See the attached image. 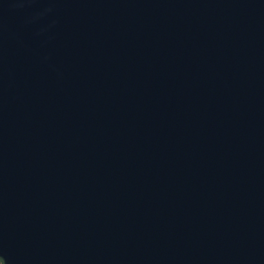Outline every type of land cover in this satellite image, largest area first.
I'll return each mask as SVG.
<instances>
[{
    "label": "water",
    "instance_id": "1",
    "mask_svg": "<svg viewBox=\"0 0 264 264\" xmlns=\"http://www.w3.org/2000/svg\"><path fill=\"white\" fill-rule=\"evenodd\" d=\"M2 264H264V0H0Z\"/></svg>",
    "mask_w": 264,
    "mask_h": 264
},
{
    "label": "trees",
    "instance_id": "2",
    "mask_svg": "<svg viewBox=\"0 0 264 264\" xmlns=\"http://www.w3.org/2000/svg\"><path fill=\"white\" fill-rule=\"evenodd\" d=\"M0 264H2V263H1V260H0Z\"/></svg>",
    "mask_w": 264,
    "mask_h": 264
}]
</instances>
